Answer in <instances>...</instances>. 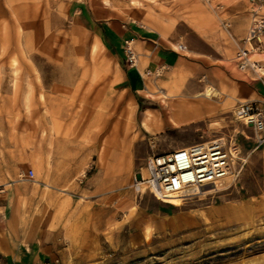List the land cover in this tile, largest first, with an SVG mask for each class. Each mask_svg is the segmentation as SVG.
<instances>
[{
    "label": "rangeland",
    "instance_id": "374dc122",
    "mask_svg": "<svg viewBox=\"0 0 264 264\" xmlns=\"http://www.w3.org/2000/svg\"><path fill=\"white\" fill-rule=\"evenodd\" d=\"M27 3L32 23L12 33L9 45L0 42V99H27L28 133L40 129L44 140L62 133L88 142L92 153L117 124L125 153L116 207L94 214L92 196L73 183L58 185V214L50 216L51 200H44L49 225L68 233L54 264H264V142L258 143L264 131L255 134L232 116L239 102L259 103L249 99L264 85V75L241 73L233 62L253 16L249 1ZM255 10L264 17V3ZM127 36L145 42L135 67L123 53ZM261 42L252 59L264 72V36ZM34 99H41L43 116L34 115L40 112ZM178 118L189 120L175 125ZM218 138L235 144L245 160L236 177L186 192L181 202L134 193L133 179L145 174L148 156ZM28 170L34 171L0 168V177L22 186L35 210L38 185L26 178ZM8 187L0 184V191Z\"/></svg>",
    "mask_w": 264,
    "mask_h": 264
},
{
    "label": "crops",
    "instance_id": "0c3cea01",
    "mask_svg": "<svg viewBox=\"0 0 264 264\" xmlns=\"http://www.w3.org/2000/svg\"><path fill=\"white\" fill-rule=\"evenodd\" d=\"M27 9V0H0L1 47L6 43L9 45V37L12 33L16 34L17 29H25L28 23H32V18L27 16ZM85 16L84 21L90 24L91 17ZM126 40L132 41L135 54H139V48L144 49L145 42L135 36H127ZM132 72L137 82L140 71L137 69ZM249 101L264 104V85L261 91L255 90L253 99ZM30 102L40 109V112L34 115L43 116L41 99ZM27 103V99H0V168H33L38 185L33 189V200L40 203L34 210L31 204L25 203L27 197L23 194L22 186H16L14 182L0 177V184L11 186L0 191V264H54L56 251L62 242L60 239L67 238L68 233L60 231L53 222L49 225L50 220L46 217L48 208L44 207L43 202L49 198L52 205L49 215L58 214V192L62 189L58 185L73 183L79 192L78 185L83 184L82 190L92 196V208L98 210L94 211V214L99 213L100 207L109 211L122 199L125 153L123 134L117 124L104 147L101 150L94 147L92 153L88 142H73L61 136L62 133L52 136L50 140L43 139L40 129L34 130L33 133L31 128L28 133ZM188 120L178 118L174 123L179 125ZM152 124L145 121L144 127L153 128ZM125 134L127 140V133ZM92 154L96 155L93 162ZM91 170H94L93 174H89ZM262 171L264 177V154ZM12 174H15V171ZM81 176L82 179L76 182ZM87 184L93 187L87 189ZM68 196L70 201L71 196ZM76 212H79V209H76Z\"/></svg>",
    "mask_w": 264,
    "mask_h": 264
},
{
    "label": "built area",
    "instance_id": "2783aa9c",
    "mask_svg": "<svg viewBox=\"0 0 264 264\" xmlns=\"http://www.w3.org/2000/svg\"><path fill=\"white\" fill-rule=\"evenodd\" d=\"M253 6V16L245 36L237 45L233 62L241 73L263 76L264 72L259 61L252 59V52L259 50L264 36V17L259 16L255 9L264 3V0H248ZM178 51L184 46L178 45ZM125 59L131 67L136 66L137 56L132 49V41L124 42ZM232 116L243 122L255 134L264 131V108L256 102H239ZM251 120V122H249ZM264 138L258 137L262 144ZM245 163L240 150L235 144L218 138L205 142L175 148L169 152L150 155L146 158L144 175L133 179L132 189L136 195L150 194L155 200L167 203L174 196L181 199L185 193L205 192L221 185L227 180L236 177ZM26 178L32 179L34 172L28 170Z\"/></svg>",
    "mask_w": 264,
    "mask_h": 264
},
{
    "label": "bare ground",
    "instance_id": "6f19581e",
    "mask_svg": "<svg viewBox=\"0 0 264 264\" xmlns=\"http://www.w3.org/2000/svg\"><path fill=\"white\" fill-rule=\"evenodd\" d=\"M146 131L148 132H152L154 129L151 126H145ZM179 200L181 202V200L179 199L178 196H174L170 199V201H168V203L172 202V201H176Z\"/></svg>",
    "mask_w": 264,
    "mask_h": 264
}]
</instances>
